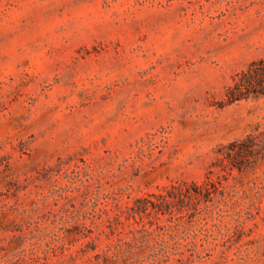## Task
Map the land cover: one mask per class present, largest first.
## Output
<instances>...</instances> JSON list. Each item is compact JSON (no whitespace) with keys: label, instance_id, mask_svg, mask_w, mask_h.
<instances>
[{"label":"rangeland","instance_id":"374dc122","mask_svg":"<svg viewBox=\"0 0 264 264\" xmlns=\"http://www.w3.org/2000/svg\"><path fill=\"white\" fill-rule=\"evenodd\" d=\"M258 59L264 0H0V264H264V158L215 166Z\"/></svg>","mask_w":264,"mask_h":264},{"label":"trees","instance_id":"16d2710c","mask_svg":"<svg viewBox=\"0 0 264 264\" xmlns=\"http://www.w3.org/2000/svg\"><path fill=\"white\" fill-rule=\"evenodd\" d=\"M264 96V59L251 61L248 66L237 74L233 83L225 91V100L231 104L243 99H257ZM259 158H264V129L257 127L253 132L247 134L240 140H235L226 145V150L217 158L215 166L236 167L242 169L249 166ZM214 186V180L209 179L204 185H197L195 182H183L181 184H172L164 188L161 193L154 195L155 200L142 198L138 199L141 204L139 211H146L149 208L156 211L172 212V207L177 202H183L185 199L195 201L202 196V191L210 194V188ZM193 189L195 194L189 193ZM191 210L190 208H187ZM186 212L189 213L190 211ZM193 210L197 213V208ZM183 212L181 209L180 213Z\"/></svg>","mask_w":264,"mask_h":264}]
</instances>
